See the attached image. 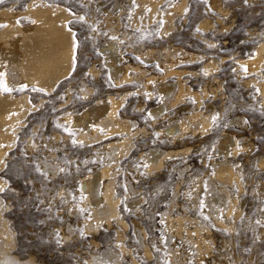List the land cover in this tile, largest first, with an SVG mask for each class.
Segmentation results:
<instances>
[{"label":"rangeland","instance_id":"374dc122","mask_svg":"<svg viewBox=\"0 0 264 264\" xmlns=\"http://www.w3.org/2000/svg\"><path fill=\"white\" fill-rule=\"evenodd\" d=\"M217 1L226 11L222 18L225 27L220 33L206 35L213 45H205L193 37L211 0H187L188 4L176 21L175 29L168 33V36H173L183 44L189 43L190 50L213 54L214 59L219 61L221 94L215 106L212 99L208 101L209 112L213 106L217 113L212 117L210 128L203 132L204 135L197 133L196 136L179 139L175 143L165 137L161 139L156 133H146V137H141V143H147L142 150L149 146H159L164 150L178 149L175 156L164 159L161 168H145L147 166L137 156L140 151L138 142H135L137 149L128 152L114 171L109 170V175L114 174V193L119 198L117 208L125 226L115 217H110L109 221L95 219L92 210L94 205L86 203L82 177L93 169L105 166L107 162L102 153L96 157L84 143L63 139V131L56 128L57 101L66 99L65 84L58 90L54 100L47 98L48 101L43 103L39 101L41 94L37 90H28L35 108L30 109V117L19 127L17 142L4 158L5 165L0 172L7 181L0 192L6 204L3 213L14 231L12 252L19 258L32 256L45 264H111L107 260L93 262L90 258L102 255L107 246L113 254L118 255L119 264H172L169 253L171 246L177 250L181 264H264V103L257 101L256 91L247 93L238 86L234 63L235 58L251 54L261 38L264 31V0ZM18 2L22 8L25 6V0H16L15 3ZM60 2L86 17L75 21L78 37L75 72L77 77L85 73L90 78L87 83L93 92L100 90L101 85V90L108 87L107 73L102 70L105 61L98 50L102 42L111 36L104 20L106 15H110L116 24L115 40L119 42L123 54H127L123 47L126 44L122 38L124 32L127 38L133 35V39L141 27L148 30V35L154 34L150 36V41H155L163 23L160 12L154 15L156 24H149V21H142L138 17L137 26L130 27L129 20L135 9V0ZM168 6L169 2L165 1V5L160 7L161 11ZM248 27L258 32L251 34L247 31ZM229 55L231 59L220 61ZM93 62L99 70L96 82L92 81L93 76L87 72ZM77 77L73 78L76 86ZM78 94L77 91L71 94V106L82 100L83 97ZM236 116L244 122L229 125L230 120ZM136 124L139 128L152 131L146 120L137 119ZM223 130L236 136L238 149L236 153L230 151L227 159L239 172L240 184H227L231 197L235 199L234 209L229 214L220 209V222L224 223L218 224L208 213V205H213V202L209 203L207 197L211 196L209 191L213 184L220 185L215 171L223 155L215 147L219 133ZM43 159L54 163L55 173L43 169ZM127 183L136 192L131 193ZM132 196L142 197L136 208L126 205V199ZM171 200L173 205H170ZM169 206L174 217L186 213L207 228L199 232V237L206 236L207 248H198V235L190 225L182 229L175 221L170 225L165 223L164 211ZM87 220L94 223L95 229H86L84 225ZM141 242L145 243L144 246ZM146 248L149 254L145 253Z\"/></svg>","mask_w":264,"mask_h":264},{"label":"bare ground","instance_id":"6f19581e","mask_svg":"<svg viewBox=\"0 0 264 264\" xmlns=\"http://www.w3.org/2000/svg\"><path fill=\"white\" fill-rule=\"evenodd\" d=\"M60 1L25 0V6L22 8L20 2L15 3L16 0H0V73L3 74L0 76L2 82L0 84V172L5 165L4 158L17 142L19 127L24 125L25 119L31 113L30 109L35 108L28 90H37L41 94L39 101L43 103L48 101L47 98L54 100L58 90L65 84L66 99L57 101L56 128L63 131V139L67 141L73 139L78 144L84 143L96 157L102 153L107 162L105 166L93 169L82 177V190L85 191L86 203L94 205L92 210L95 219L102 218L109 221L110 217H115L125 226L126 223L120 217L117 208L119 198L114 193V174L109 175V170L114 171L118 162L136 148L135 142L139 144L140 153L137 156L148 169L161 168L166 157L178 153V149L164 150L159 146H149L142 150L147 143H141L140 139L146 137V133L153 135L156 133L161 139L165 137L175 143L179 139L196 136L197 133L203 134L209 129L212 117L217 113L213 106L221 94L219 90L221 81L218 77L219 61L214 59L213 54L194 52L188 48L189 43L183 44L173 36H168V33L175 29V23L183 13L187 0H135V9L129 20L130 27L137 26L138 17H141L142 21H149V24H156L154 15L161 12L163 23L158 31L159 36L155 41H150V36L154 34L148 35L147 29H140L141 27L135 39H132L133 35L127 38L124 32L122 38L126 44L123 47L127 54H123L119 42L115 40L116 24L112 22L110 15H106L104 20L108 34L111 36L102 42L98 50L105 61L102 70L107 73L108 87L101 90L103 87L101 85L100 90L97 91L93 87L95 91L93 92L87 83L90 78L85 73H80L77 77L75 72L78 63L75 21L86 17L82 13L72 11ZM83 1L92 2V0ZM165 1L169 2V6L161 11L160 7L165 5ZM209 5L204 19L198 22L193 37L196 41L211 46L212 41L206 38V35L222 31L225 27L222 18L226 11L217 0H211ZM247 31L251 34L258 32L255 28H249ZM231 58L232 56L229 55L222 57L220 61ZM234 63L238 86L247 93L256 91L257 101L264 103V31L251 54L235 58ZM242 66L246 67V71ZM87 72L93 76L92 81L96 82L99 70L94 62L90 64ZM76 77L77 86L73 80ZM5 87L7 91L4 90ZM76 91L83 98L80 101H77V98L78 103L71 106L69 98ZM129 99L130 105H128ZM210 99L213 100L214 105L209 112ZM137 119L146 120L152 131L137 127ZM243 122L242 118L236 116L230 120L229 125ZM217 142L215 150L223 155L219 161V168L215 171V177L220 185L211 186L209 191L211 196L207 197V201L213 202V205L215 203V206L208 205L209 215L218 224H223L224 222H220L219 218L220 209L229 214L235 204L227 184L234 182L240 184V174L227 159L230 151L236 153L238 149L236 136L223 130L219 133ZM41 162L43 169L47 168L55 173L54 163L45 159ZM6 184V179L0 173V189ZM127 184L131 193L136 192L130 183ZM133 196L126 199V205L136 208L142 197ZM172 202L171 200L170 205H173ZM5 208L6 204L0 196V264H45L36 261L32 256L19 258L12 252L15 236L14 231L9 227L8 218L3 213ZM164 212L165 215L162 216L167 225L175 221L182 229L191 226L198 235V248L208 247L206 236L199 237V232L207 228L197 219L182 212L178 215L176 213L177 216L174 217L171 214V206ZM92 221H85L84 226L88 231L95 229ZM190 231L187 232L188 238ZM141 244L144 246L145 243L141 242ZM112 252L106 246L101 256L90 258L97 263L107 260L111 264H119L118 255ZM145 253H148L147 248ZM169 253L172 264H181L177 250L170 246Z\"/></svg>","mask_w":264,"mask_h":264},{"label":"snow or ice","instance_id":"6c2138e0","mask_svg":"<svg viewBox=\"0 0 264 264\" xmlns=\"http://www.w3.org/2000/svg\"><path fill=\"white\" fill-rule=\"evenodd\" d=\"M242 67H243V68H244V70L246 71V67H245V66H242ZM2 75H3V74H2V73H0V76H2ZM4 90H5V91H7V90H8V89H7V87H5V88H4ZM214 118H215V117H214ZM0 191H2V189H0Z\"/></svg>","mask_w":264,"mask_h":264}]
</instances>
